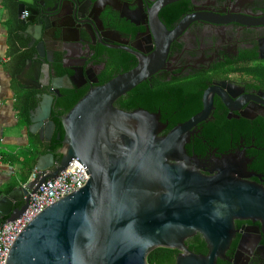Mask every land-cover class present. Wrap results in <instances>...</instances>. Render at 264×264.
Masks as SVG:
<instances>
[{"label": "water", "instance_id": "1", "mask_svg": "<svg viewBox=\"0 0 264 264\" xmlns=\"http://www.w3.org/2000/svg\"><path fill=\"white\" fill-rule=\"evenodd\" d=\"M15 1L26 37L36 44L26 65L34 63L45 74L44 79L37 74L36 84L27 87L39 91L28 130L48 142L56 130L52 113L57 98L67 87L39 59L48 55L51 15L59 18L64 9L61 0H48L50 9L40 0ZM174 1L159 0L149 10L157 27V48L148 56L140 55L131 70L90 89L60 117L61 158L54 153L38 155L36 179L0 195L1 218L15 220L47 179L80 166L89 176L83 187L45 208L24 227L6 264H149V254L159 247L179 251L175 264H219L227 259L236 236V220H250L261 224L247 228L258 235L243 234L230 260L246 264L252 247L264 238V188L243 179L246 164L231 157L216 159L206 174V162L187 152L192 129L210 116L213 97L206 94L204 108L166 135H161L166 124L159 113L115 105L164 67L171 42L193 19L168 30L158 14ZM59 24L51 35L61 31V38ZM197 234L207 245L206 254L195 253L186 244Z\"/></svg>", "mask_w": 264, "mask_h": 264}, {"label": "flooded vegetation", "instance_id": "2", "mask_svg": "<svg viewBox=\"0 0 264 264\" xmlns=\"http://www.w3.org/2000/svg\"><path fill=\"white\" fill-rule=\"evenodd\" d=\"M40 1L51 8V1ZM61 1L64 10L59 18L51 15L50 31L53 34L60 23L62 37H58L61 31L55 37L49 34L48 55L39 60L55 70L54 76L62 77L67 87L62 90L86 94L131 70L140 55L148 56L157 48V27L149 10L159 0ZM158 15L168 30L193 19L171 42L164 67L144 81L151 88L156 84L160 94L153 100L155 110L143 109L161 115L166 124L161 135H166L204 108L206 94L213 97L210 116L192 129L188 154L206 162V174L216 159L244 162L243 179L264 188V0H176ZM24 27L18 30L25 41L21 52H32L31 59L36 44L26 37ZM118 100L115 105L121 108ZM59 111L55 109L53 119L62 116ZM163 114L172 118L164 121ZM186 115L191 116L178 120ZM53 137L42 141L44 148ZM60 148L50 147L47 153L56 157ZM235 225L233 243L237 244H231L227 259L222 260L225 264H232L243 234L257 237L247 228L261 227L250 220H236ZM193 240L187 239L186 244L193 245ZM246 264H264V238L252 247Z\"/></svg>", "mask_w": 264, "mask_h": 264}, {"label": "trees", "instance_id": "3", "mask_svg": "<svg viewBox=\"0 0 264 264\" xmlns=\"http://www.w3.org/2000/svg\"><path fill=\"white\" fill-rule=\"evenodd\" d=\"M6 1V0H5ZM15 2L11 3V13L13 14V21L17 22L11 24L9 28V50L11 55V72L15 76L20 73L27 61L32 55V52H21V46L25 45V41L20 38L18 30L25 28L21 25V20L16 19V11H15ZM15 18V19H14ZM159 87L155 84L154 88H151L149 84L141 83L127 94L121 96L118 100L120 102L119 106L127 111H132L136 108H146L149 110H155L156 107L153 104V100L155 97H159ZM62 96L57 98L56 108H60L59 114H66L70 111L73 106L85 95V90H74V89H66L62 90ZM39 93L36 89H19L17 94V109L21 116V120L26 126L28 134L30 136L31 144L30 148L27 152V156L23 158V173H24V181H28L32 172L34 171V167L36 164V157L40 154L47 153L50 147L52 150L61 147V139L64 137V128L61 123V118L55 117L54 121L56 123V132L54 134L53 140L50 145L45 144L39 139L37 134H33L29 132L28 127L31 124L30 115L31 112L37 107L39 103V99L37 98V94ZM55 112V111H54ZM191 115H186L184 118H179V121L186 120ZM172 118L170 114H163L162 119L164 121H168ZM60 134L61 138H58ZM57 159L61 158L60 154L56 155ZM11 186L7 191L12 190ZM6 218L0 217V223L4 222ZM194 244L189 246V249L195 253H203L206 254L208 252L207 245L204 239L197 234L194 236L193 240ZM234 245L237 244L235 241ZM178 250L171 248L159 247L153 250L148 256L149 264H175L176 256ZM219 264H225L222 260L218 261Z\"/></svg>", "mask_w": 264, "mask_h": 264}, {"label": "crops", "instance_id": "4", "mask_svg": "<svg viewBox=\"0 0 264 264\" xmlns=\"http://www.w3.org/2000/svg\"><path fill=\"white\" fill-rule=\"evenodd\" d=\"M13 2L16 4L15 17L19 22L17 2L0 0V195L8 194L14 188L29 182V179H23V158L27 156L31 140L17 109V94L19 89L35 85L37 74L42 79L45 78V74L34 63L24 66L15 76L11 72L9 28L15 22L11 13ZM11 186L12 190L8 192ZM18 205L16 202L15 206Z\"/></svg>", "mask_w": 264, "mask_h": 264}, {"label": "built area", "instance_id": "5", "mask_svg": "<svg viewBox=\"0 0 264 264\" xmlns=\"http://www.w3.org/2000/svg\"><path fill=\"white\" fill-rule=\"evenodd\" d=\"M69 171H62L56 178L43 182L36 193L31 194L29 205L20 217L0 223V264H6L7 255L15 239L34 217L48 206L83 187L89 179L84 166L74 167ZM36 177L37 171L34 170L29 181Z\"/></svg>", "mask_w": 264, "mask_h": 264}]
</instances>
